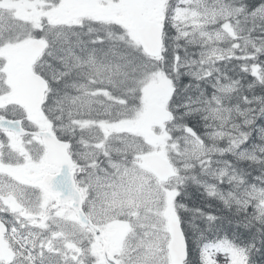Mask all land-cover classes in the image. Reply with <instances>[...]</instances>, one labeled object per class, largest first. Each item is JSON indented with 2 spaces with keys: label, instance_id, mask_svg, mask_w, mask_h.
I'll use <instances>...</instances> for the list:
<instances>
[{
  "label": "snow or ice",
  "instance_id": "1",
  "mask_svg": "<svg viewBox=\"0 0 264 264\" xmlns=\"http://www.w3.org/2000/svg\"><path fill=\"white\" fill-rule=\"evenodd\" d=\"M0 264H264V0H0Z\"/></svg>",
  "mask_w": 264,
  "mask_h": 264
}]
</instances>
